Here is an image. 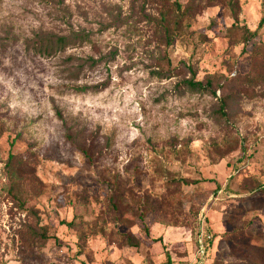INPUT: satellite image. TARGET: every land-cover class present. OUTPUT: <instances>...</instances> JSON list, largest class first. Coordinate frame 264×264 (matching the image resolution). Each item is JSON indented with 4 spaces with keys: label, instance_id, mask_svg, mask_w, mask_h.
<instances>
[{
    "label": "rangeland",
    "instance_id": "1",
    "mask_svg": "<svg viewBox=\"0 0 264 264\" xmlns=\"http://www.w3.org/2000/svg\"><path fill=\"white\" fill-rule=\"evenodd\" d=\"M263 17L264 0H0V264H164L166 252L170 264H264V26L246 42ZM71 31L90 41L50 57L26 48ZM112 49L69 77L68 57ZM191 76L226 115L209 94L178 93ZM107 77L101 92L74 90ZM37 223L45 242L29 241Z\"/></svg>",
    "mask_w": 264,
    "mask_h": 264
},
{
    "label": "trees",
    "instance_id": "2",
    "mask_svg": "<svg viewBox=\"0 0 264 264\" xmlns=\"http://www.w3.org/2000/svg\"><path fill=\"white\" fill-rule=\"evenodd\" d=\"M143 15V14H142ZM144 18L147 20H151L149 16L143 15ZM179 19L177 20V22ZM126 22L125 20H120V18L117 20V23ZM149 23L151 21H148ZM177 22H175V27L178 26ZM156 25H159V27L162 29V34L160 36L161 41H163L166 45L172 44V38H173V30L169 28L166 25V19L163 17L160 22H155ZM264 26V17L259 21V24L257 28L254 31H250L246 29V42L251 40L252 38L256 37L259 33L262 27ZM106 26H103L105 28ZM90 41V34L85 31H71L67 35H56V34H45V35H37L34 38L27 40L26 48L33 51L35 54L45 57H50L55 55L56 53L64 50L66 47L75 45L77 43H84ZM117 50L112 49L107 54L100 56L99 58H93V57H87V58H80V57H73L70 56L67 58V61H75V64L71 65V70L69 71V77L73 80L78 79L80 74L82 73L83 69L85 67L93 68L97 66L100 63H109L115 60V57L117 56ZM160 78H166L169 77L170 74H164L161 72H154ZM110 78L107 77L105 80L98 82L93 85H85V86H76L74 90L77 93H85V92H101L104 89H106L109 85ZM176 89L178 93H183L185 91H188L190 93H203V94H209L216 98V92L214 89H212L211 82L206 81H196L193 76L189 78H183L179 83L176 84ZM219 101V108L216 110L217 114H220L221 116L226 115L225 108H226V101L224 99L216 98ZM215 112V114H216ZM55 115L56 117L63 123V127L65 128V138L71 142L79 151L87 158L90 159V147L85 146L80 140V134L72 132L70 127L67 126V123L65 122L61 112L56 108L55 109ZM207 181V180H203ZM182 182L185 184L186 182L182 180ZM147 210V208H146ZM30 213L36 217V214L34 211H30ZM145 211H142L139 214V218L143 220ZM27 232L30 237V242H45L49 239V235L47 234L46 228L44 226H40L39 223H37L36 227H28ZM26 232V233H27ZM156 241H161V237L155 239ZM212 242V238L209 243ZM135 246V244H131ZM171 258L169 256V253L166 252V260L164 264H170Z\"/></svg>",
    "mask_w": 264,
    "mask_h": 264
},
{
    "label": "built area",
    "instance_id": "3",
    "mask_svg": "<svg viewBox=\"0 0 264 264\" xmlns=\"http://www.w3.org/2000/svg\"><path fill=\"white\" fill-rule=\"evenodd\" d=\"M212 236L204 228L203 222L198 226L197 231V245H198V254L203 258L209 250V243Z\"/></svg>",
    "mask_w": 264,
    "mask_h": 264
}]
</instances>
